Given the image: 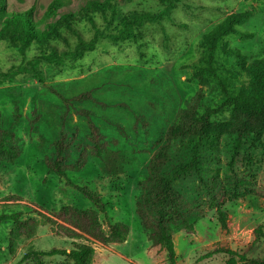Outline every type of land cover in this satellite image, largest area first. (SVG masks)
<instances>
[{"label":"rangeland","instance_id":"374dc122","mask_svg":"<svg viewBox=\"0 0 264 264\" xmlns=\"http://www.w3.org/2000/svg\"><path fill=\"white\" fill-rule=\"evenodd\" d=\"M50 2L2 0L0 26L7 14L32 8L33 26L44 36L24 50L0 39V120L13 133L20 151L14 161H0V213L19 212L22 219L35 221L34 234L20 236L12 248L13 222L0 223V264H32L19 262L29 250L70 248L73 241L85 242L56 235L39 214L52 215L64 206L96 210L78 189L51 172L44 159L65 112L60 95L92 88H97L94 96L113 106L102 108L90 101L80 106L95 111V122L112 149L103 162L89 156L80 170L68 168L67 179L86 186L105 202V212H98L105 233L108 223L128 227L125 241L93 245V264H171L167 252L153 243L141 225L138 203L151 169L155 173L160 165L159 149L180 146V138L173 139L168 128L177 112L188 106L200 113L210 109L209 130L214 140L206 147L201 175L173 183L179 205L193 223L185 229L172 218L165 220L174 243L175 264H227L225 253L207 256L217 248L235 251L236 259L240 254L263 257L264 238L254 251L253 241L255 229L264 226V134L260 141H254L251 134L245 136L233 153L228 93L210 73V62L198 42L228 15L248 12V20L236 28L251 36L223 37L216 57L226 66L222 48L237 50L246 62L260 57L264 53V0H59L54 15L47 12ZM102 3L108 4L103 7ZM170 3L172 8L158 21L143 22L136 29L137 41L107 37L122 28L124 15L155 14ZM94 39V48L87 49ZM130 107L143 121H136ZM100 117L122 125L128 136ZM68 122L86 131V120L74 111ZM235 188L247 194L228 198ZM212 196L222 201L225 227L216 208L208 206ZM147 220L154 225L151 216ZM44 263L72 264L62 256L44 257Z\"/></svg>","mask_w":264,"mask_h":264},{"label":"trees","instance_id":"16d2710c","mask_svg":"<svg viewBox=\"0 0 264 264\" xmlns=\"http://www.w3.org/2000/svg\"><path fill=\"white\" fill-rule=\"evenodd\" d=\"M107 4L102 3L101 6L104 7ZM59 5V0H51L47 6V12L51 15L56 14ZM171 8L172 3L155 14L131 13L124 15L120 22L122 28L117 29L116 33L108 34L107 37L112 41L126 38H133L137 41L135 32L143 22L158 21ZM2 10V0H0V12ZM31 17L32 8L23 12L7 14L1 21L0 39H6L11 46L19 50L26 49L33 40H42L44 32H39L34 28ZM65 17L62 16L63 19ZM248 18V12L232 13L203 34L198 42L203 57L210 62L208 64L210 73L217 78V84L221 86L223 91L228 93V105L231 108L229 131L234 137L233 153H236L241 147L242 139L245 136L251 134L254 141H260L264 134V53L260 57L246 62L245 56L237 50L222 48V54L228 63L227 66L223 62L218 63L216 57L218 43L223 37L233 33H239L244 38L246 35L251 36V34L240 32L236 28ZM94 45L95 39L89 41L86 48L91 50ZM239 76H242V79ZM233 79H236L234 83L231 81ZM235 82H238L237 85ZM228 84L230 86L229 91ZM96 89H88L72 96L60 95L65 112H61L60 127L50 143V151L44 156L48 169L64 178L67 184L78 189L84 198L94 204L96 210L64 206L53 211L52 215L39 214L56 235L70 239H83L85 242L73 241L70 248L32 249L27 251L19 262L31 261L32 264H45L44 257L62 256L72 264H93L94 244L105 247L108 243L123 242L127 238L128 227L121 222L108 223V233H105L98 218V212H105V202L86 186L75 185L67 179L66 170L68 168L80 170L89 156L96 157L100 162H103L104 157H109L107 150L110 147L112 149L109 140L101 133L95 122L97 117L95 111L80 106L88 101L102 108L113 106L112 103L94 96L93 93ZM115 105L129 108L125 103H115ZM73 111L86 120L85 132H82L76 124L68 122ZM130 112L134 114L136 121H143L141 115L134 112L131 107ZM210 114V109L200 113L196 107L191 106L177 112V116L169 126L168 131L173 139L180 138L181 144L177 148L169 145L159 149L157 154L160 157V165L157 170L155 169L156 171L154 170L155 173L151 169V174L146 178L147 182L142 189L141 199L138 203L141 225L149 231V237L153 243L167 252L171 264H175V249L165 220L172 218L185 229H191L193 224L179 205L173 183L181 177L201 175L203 172V163L207 158L206 147L210 141L214 140L209 130L212 123ZM100 118L117 127L124 136H128V132L123 129L122 125L112 122L106 117ZM19 152L13 133L4 128L0 120V161L12 162L17 158ZM246 194V190L235 188L228 193V198H240ZM221 205L222 201L214 196L208 202L209 208H216L218 220L221 226L225 227L226 213L221 209ZM147 216L154 219V225L147 220ZM5 220L13 222L9 237L11 248L20 236L30 238L35 232L34 219H22L19 212L0 213V223ZM254 233L253 245L255 247L253 251L256 249L260 238H264V226H258ZM216 253L227 254L229 256L227 264H264V256L248 257L245 254H240L236 259L235 251L229 248L214 249L207 256Z\"/></svg>","mask_w":264,"mask_h":264}]
</instances>
